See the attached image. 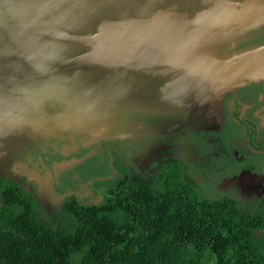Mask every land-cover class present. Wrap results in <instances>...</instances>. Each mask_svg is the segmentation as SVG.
<instances>
[{"label": "water", "instance_id": "obj_1", "mask_svg": "<svg viewBox=\"0 0 264 264\" xmlns=\"http://www.w3.org/2000/svg\"><path fill=\"white\" fill-rule=\"evenodd\" d=\"M194 1L0 0V150L132 136L135 112L187 119L174 128L217 123L227 93L264 76V55L221 46L248 6Z\"/></svg>", "mask_w": 264, "mask_h": 264}, {"label": "flooded vegetation", "instance_id": "obj_2", "mask_svg": "<svg viewBox=\"0 0 264 264\" xmlns=\"http://www.w3.org/2000/svg\"><path fill=\"white\" fill-rule=\"evenodd\" d=\"M215 1L194 3L199 8ZM226 1V5L244 3L249 9L226 31L222 48L260 49L264 55V0ZM221 7H225L222 1L212 6ZM185 120L135 112L126 124L132 136L94 140L84 134H64L12 140L0 150L5 152L0 157V209L12 182L46 222L56 224L71 197L81 203L101 202L109 189L104 180L121 181L124 186L159 184L165 179L210 197L236 198L247 208L262 207L264 76L229 91L217 123L174 128L177 121ZM68 160L74 163L60 165Z\"/></svg>", "mask_w": 264, "mask_h": 264}, {"label": "trees", "instance_id": "obj_3", "mask_svg": "<svg viewBox=\"0 0 264 264\" xmlns=\"http://www.w3.org/2000/svg\"><path fill=\"white\" fill-rule=\"evenodd\" d=\"M120 182L99 203L69 198L56 224L11 182L0 209V264H207L208 249L214 264H264V205L247 208L171 179Z\"/></svg>", "mask_w": 264, "mask_h": 264}, {"label": "rangeland", "instance_id": "obj_4", "mask_svg": "<svg viewBox=\"0 0 264 264\" xmlns=\"http://www.w3.org/2000/svg\"><path fill=\"white\" fill-rule=\"evenodd\" d=\"M103 182H104L105 186H109L112 184V182H110L109 180H104ZM79 259H80L79 254H74L72 256V260L75 262H78ZM203 263H207V264H214L215 263L214 256L212 255V253L209 249L205 251V254L203 256Z\"/></svg>", "mask_w": 264, "mask_h": 264}]
</instances>
